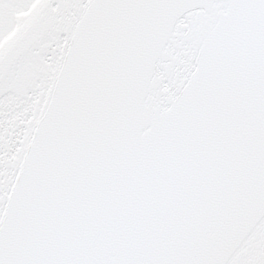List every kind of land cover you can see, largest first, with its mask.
Here are the masks:
<instances>
[{
    "label": "snow or ice",
    "instance_id": "obj_1",
    "mask_svg": "<svg viewBox=\"0 0 264 264\" xmlns=\"http://www.w3.org/2000/svg\"><path fill=\"white\" fill-rule=\"evenodd\" d=\"M0 264H264V0H0Z\"/></svg>",
    "mask_w": 264,
    "mask_h": 264
}]
</instances>
